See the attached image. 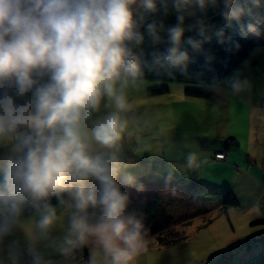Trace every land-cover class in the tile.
Wrapping results in <instances>:
<instances>
[{
	"label": "clouds",
	"instance_id": "obj_1",
	"mask_svg": "<svg viewBox=\"0 0 264 264\" xmlns=\"http://www.w3.org/2000/svg\"><path fill=\"white\" fill-rule=\"evenodd\" d=\"M134 6L157 10L155 0H0V264H69L85 247L87 264H135L148 251L150 228L127 191L142 188L131 171L137 165L123 158L137 124L129 91L145 75ZM171 9L176 24L145 26L153 44H168L169 71H187L185 45L205 54L213 36L225 43L224 29L207 24L209 11L236 21L244 38L264 36L259 20L240 23L252 14L240 0H171ZM198 14L186 28V17ZM250 71L243 61L224 85L242 102ZM202 163L188 153V168ZM65 219V234L53 238ZM43 241L60 259L41 251Z\"/></svg>",
	"mask_w": 264,
	"mask_h": 264
},
{
	"label": "crops",
	"instance_id": "obj_2",
	"mask_svg": "<svg viewBox=\"0 0 264 264\" xmlns=\"http://www.w3.org/2000/svg\"><path fill=\"white\" fill-rule=\"evenodd\" d=\"M179 99L180 102L165 105L166 110H170L174 116L169 124L166 122L158 129L157 122L150 120V131H138L131 137L125 136L123 158L130 164L137 165L131 171L137 176L138 182L152 178L183 186L188 192L193 191L198 201L207 200L203 202L206 210L217 205L209 197L218 196L223 199L225 193L230 191L240 207L241 191L245 190L243 185L257 184L255 180L259 179L264 183L263 81L258 91L254 95H248L245 102L232 96L228 90L215 91L210 99ZM168 116V112L163 111V118L167 120ZM177 118L189 120L177 126L174 124ZM190 152H196L203 161L199 168L190 169L186 166V157ZM218 153L225 155L223 160L214 158ZM198 192L208 195L200 197ZM232 209L235 208L224 211L227 212V218L228 211L231 212ZM216 211L218 210L210 214ZM254 215H261V212ZM255 222L264 223V218L252 223ZM66 227L65 219L63 224H58L53 229L52 237L62 238ZM259 233L253 236L250 234L252 237L248 236L235 243L234 246L239 244L240 250L224 258L228 261L227 264H260L264 261V231ZM150 238L148 251L139 256L135 264H177L181 261L178 251H173L174 245L159 247L156 239ZM50 243L41 242V251L52 259H60L49 246ZM83 251L86 254L84 261L70 260L69 264H87L89 249L85 247Z\"/></svg>",
	"mask_w": 264,
	"mask_h": 264
},
{
	"label": "trees",
	"instance_id": "obj_3",
	"mask_svg": "<svg viewBox=\"0 0 264 264\" xmlns=\"http://www.w3.org/2000/svg\"><path fill=\"white\" fill-rule=\"evenodd\" d=\"M240 2L251 8L252 12L250 16H243L240 23H255L259 20L260 25L264 27V0H260L259 7H255L252 4V0H240ZM155 3L157 10L154 13H149L140 7L134 12V19L140 25V31L145 34L143 44L139 48L134 49V51H138L141 54L142 69L145 74L143 80L216 86L230 75L254 49L264 47V36L261 38H244L240 34V25L236 21L228 24L215 10H212L208 12L206 22L212 28L224 29L225 43H218L215 36H213L210 42L203 45L205 54L212 57L210 60L206 59L204 53L193 52L190 46L185 45L184 47L187 48L190 56L187 71L183 73L178 69L169 71L166 61L168 44L165 42L153 44L147 36L145 26L152 22H162L167 28L176 24V15L171 9V0H155ZM165 8L168 9L167 15H165ZM198 18L199 14L197 17H186L185 27L187 28L188 25L195 23ZM164 35V33H161L162 37ZM188 36L200 39L195 31H186L185 37ZM237 43L239 48L235 46ZM168 90V87L165 86L150 90L148 94L152 96L162 95L166 94ZM185 96L198 99L212 98V94L209 92L193 89H186ZM138 185H142V188L136 186L127 188L130 194V208L143 213L146 226L150 228L149 235L156 239L159 247H168L185 240V233L180 231L181 229H187L192 224V219L196 216L220 209L225 211L228 208H236L239 205L234 195L227 191L223 200L210 209L206 210V207L203 206V211H197L187 217H176L171 216L166 211V200L180 199L184 201V199H190L202 205L206 201L202 199L198 201L194 197L195 194L164 180L145 178L139 181ZM51 203L58 204V201L53 197ZM225 216H227V212H225ZM260 264H264V261Z\"/></svg>",
	"mask_w": 264,
	"mask_h": 264
},
{
	"label": "rangeland",
	"instance_id": "obj_4",
	"mask_svg": "<svg viewBox=\"0 0 264 264\" xmlns=\"http://www.w3.org/2000/svg\"><path fill=\"white\" fill-rule=\"evenodd\" d=\"M134 7L138 8L139 6ZM258 48L264 49V47ZM252 52L243 60H249L251 65V71L245 73L253 83L249 95H254L258 91L262 81L264 84V51L254 55H252ZM242 65L243 62L236 69L241 68ZM233 73L216 86L143 80L136 89L129 91V100L136 108L137 124L132 130V134L127 136L131 137L138 131H150V120L157 122L158 129L162 128L166 122L169 124L174 116L170 110H166L165 105L180 102V97H187L185 96L186 89L200 90L211 94L215 91L224 92L228 90L224 85ZM165 86L169 89L166 94L153 96L148 94L150 90ZM163 111L168 112L167 120L163 118ZM188 120L177 118L174 120V124L180 126ZM128 148H131V146ZM258 153L261 155L259 151ZM255 181L257 184L243 185L245 190L241 191L240 195L242 204L240 207L232 209L231 212L228 211V218L225 216L224 211L218 210L212 214H210V211L192 219V224L187 229H181L180 232L185 233L186 239L175 243L173 246V251H178L182 258L177 264H227L228 261L226 262L224 258L240 250L239 244L234 246L235 243L251 236L250 234L253 236L257 232L264 231V223H252L259 218H264V183L260 179ZM190 193L194 192L191 191ZM197 195L205 197L208 194L198 192ZM209 198L214 199L215 203H220L223 200L218 196ZM165 207L168 214L176 217H187L204 209L202 204L190 199H184V201L180 199L166 200ZM258 212H261V215H254Z\"/></svg>",
	"mask_w": 264,
	"mask_h": 264
},
{
	"label": "built area",
	"instance_id": "obj_5",
	"mask_svg": "<svg viewBox=\"0 0 264 264\" xmlns=\"http://www.w3.org/2000/svg\"><path fill=\"white\" fill-rule=\"evenodd\" d=\"M224 156L225 155L223 153H218V154L215 155L214 158L216 160H223L224 159ZM85 259H86V255H85L84 251L82 250L80 252H77L76 255H75V257L72 258L71 260H78V261L82 262Z\"/></svg>",
	"mask_w": 264,
	"mask_h": 264
}]
</instances>
